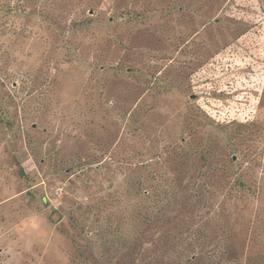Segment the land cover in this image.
Instances as JSON below:
<instances>
[{"label":"rangeland","instance_id":"1","mask_svg":"<svg viewBox=\"0 0 264 264\" xmlns=\"http://www.w3.org/2000/svg\"><path fill=\"white\" fill-rule=\"evenodd\" d=\"M0 264H264V0H0Z\"/></svg>","mask_w":264,"mask_h":264}]
</instances>
